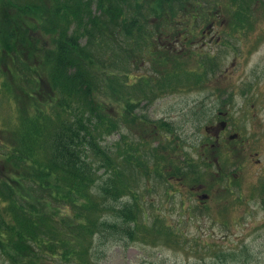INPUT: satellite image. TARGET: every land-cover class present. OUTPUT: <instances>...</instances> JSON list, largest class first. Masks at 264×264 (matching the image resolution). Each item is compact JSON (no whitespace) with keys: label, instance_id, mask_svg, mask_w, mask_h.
I'll return each instance as SVG.
<instances>
[{"label":"trees","instance_id":"16d2710c","mask_svg":"<svg viewBox=\"0 0 264 264\" xmlns=\"http://www.w3.org/2000/svg\"><path fill=\"white\" fill-rule=\"evenodd\" d=\"M255 2L226 0L220 9L216 0H0V88L16 113L12 124L0 127V254L6 261L96 264L94 239H132L141 231L159 238L164 229L170 231L157 223L146 228L131 174L147 177L151 171L166 184L192 174V162L175 164L154 151L148 161L140 142L133 147L125 135L115 143L116 151L101 144L123 128L144 133L149 125L157 134L171 126L137 116L129 101L121 110L111 109L102 99L111 91L119 101L124 81L109 72L104 82L98 64L127 65L131 45L149 49V39L160 35L159 27L148 29L149 18L160 25L185 19L187 25L216 9L215 14L227 15L229 28L237 29L253 25ZM35 16H41L39 29L49 43L38 44V29L27 20ZM150 53L162 64L172 59V68L186 72L185 63L171 53ZM154 71L161 73L158 85L172 91L182 85L179 73ZM142 82L140 91L153 86L151 79ZM219 259L217 264L227 263L224 256Z\"/></svg>","mask_w":264,"mask_h":264},{"label":"rangeland","instance_id":"374dc122","mask_svg":"<svg viewBox=\"0 0 264 264\" xmlns=\"http://www.w3.org/2000/svg\"><path fill=\"white\" fill-rule=\"evenodd\" d=\"M216 1L222 9L226 0ZM215 10L206 11L204 18L187 20V25L185 19L160 25L149 18L148 29L159 27L160 34L149 39V49L140 51L131 45L127 65L116 67L107 60L98 64L104 82L111 78L109 72L124 81L118 89L119 101L111 91L102 99L111 109L121 110L129 101L136 104L137 116L165 120L171 126L168 131L158 129L157 134L149 125L144 133L123 128L101 144L116 151L115 143L125 135L133 147L140 142L138 149L148 161L153 151L175 164L190 160L192 174L186 171L190 174L185 178L163 184L151 171L147 177L132 171L131 191L144 212L146 228L157 223L170 231L162 230L159 238L141 231L132 239H94L91 255L96 264H217L222 260L219 256L225 257L226 264H264V0L250 8L253 25L235 30L229 28L224 11L217 16ZM27 20L38 29L34 33L38 44L49 43L48 35L39 29L41 16ZM211 21L214 25L208 29ZM185 29L189 33L178 34ZM173 33L175 39L168 41L166 36ZM171 48L188 73L171 68V63H159L150 53ZM165 68L173 75L182 73L176 78L196 77L189 71L201 74L200 84L189 78L188 84L174 91L165 82L160 86L156 81L161 82V73L154 69ZM143 78L151 79L149 90L137 86ZM15 114L13 102L0 88V127L12 124ZM231 135L236 139L231 140ZM194 176L199 179L196 183ZM0 264L10 263L0 254Z\"/></svg>","mask_w":264,"mask_h":264}]
</instances>
